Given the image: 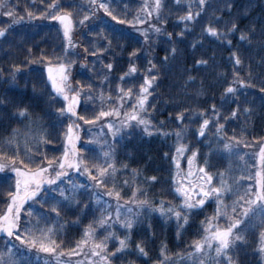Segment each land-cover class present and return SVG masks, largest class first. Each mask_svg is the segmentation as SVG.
Returning <instances> with one entry per match:
<instances>
[{"label": "trees", "instance_id": "1", "mask_svg": "<svg viewBox=\"0 0 264 264\" xmlns=\"http://www.w3.org/2000/svg\"><path fill=\"white\" fill-rule=\"evenodd\" d=\"M5 2L16 9L17 15L25 14L26 10H29L33 16L11 22L13 17L0 11V26L8 29L5 36L0 37V143L9 138L13 128L24 131L25 125L34 122L37 137L29 141V147L34 148L39 143L41 150L48 156L58 157L63 151L71 114L58 111L66 102L51 88L46 65L49 62L56 64L55 57L63 56L66 39L57 21L48 18L51 9L43 16L36 14L45 11L51 0ZM101 2L103 0H96L93 5L92 0H57V3L70 10L73 16L75 47L68 49L65 58L75 61L70 66L71 84L73 87L78 86V83L92 84V89L81 90L77 112L91 116L98 112L102 104L105 107L110 106L108 93L111 92L115 97L118 85L131 87L135 94L139 85L144 82L145 75H155V81L150 87L151 95L146 103L149 107L146 115L152 121V126L163 127L167 131L166 135L159 131L148 133L144 131L143 125L132 122L135 127L123 128L113 139L110 136L108 142L116 166V187L125 200L131 195V191L139 186L145 190L150 205L153 206L151 209H156L154 205L158 204L161 198L164 199L165 205L179 203L180 198L176 192L179 168L177 169L172 159L175 154V136L172 130L180 127L184 128L183 143L188 147L187 154L196 150L198 163L205 165L213 175L228 168L227 157L220 147L216 148L219 144L212 123L206 127L204 136L198 135L202 115L213 119V104L217 106L221 118L227 117V120L220 121L224 124L226 136L240 137V147H246V144L250 146L251 151L258 153L261 140L253 137H264V92L261 91V87H264V42L242 41L239 31L212 36L204 31V27L213 23L218 28L225 29L229 20H235L238 28L247 29L255 25L259 32L261 25H264V0H234L231 9L224 6V0H206L199 16L189 22L187 27L179 17L189 10V6L195 13L198 10L197 0L192 4L189 0H179L178 3L177 0H162L160 15L166 23L161 24L154 13L150 23H156L161 27V31H150L149 40L143 39L144 34L137 30L139 28L136 24L125 22L141 14L145 0L110 2L109 10L121 17L120 20L113 19L100 8L98 5ZM90 6L92 14L83 24L79 23L80 18L89 12ZM168 32L172 33L171 38L167 36ZM179 33L183 34L178 35ZM105 36L112 40L111 46L106 47L103 52H96L94 56V48L105 46ZM173 47L176 49L174 53L171 51ZM233 51L241 57L240 65L234 64ZM41 52L52 59L43 61ZM197 60H207L208 63L197 64ZM108 62L113 65L111 69L106 67ZM14 64L22 66L19 70H14ZM131 64H135V72L130 70ZM234 69L239 73V78L250 80L251 83L243 86L237 84V92L232 96L225 93V88L228 83L233 82ZM249 69L251 76L248 75ZM121 74H124L123 79ZM189 76L194 79L189 80ZM101 89L105 93L104 101L99 99ZM86 92H91L92 95L86 97ZM233 100H237L240 105L236 116L229 115V112L237 107ZM128 101L126 108L134 103L132 100L129 103ZM20 107L28 109L23 117L17 112ZM245 107L251 109L250 114L245 115ZM183 109L187 111L183 112L185 119L181 124L176 118V113ZM200 109H203L204 113H201ZM104 121L105 118L102 117L88 124L72 117L74 126L79 124L81 139L78 146L88 145L95 149L97 154L105 149L103 145L99 147V142L93 144L89 139L97 134L100 125L106 124ZM40 132L47 137V141L39 140ZM102 138L104 139V136ZM220 138L223 140L225 137ZM8 151L11 153L12 148H8ZM32 155L39 156L40 153L33 152ZM81 155L87 158L90 153L85 151ZM20 159L28 162L23 143L20 145L18 161ZM18 161V166L23 167ZM53 163L55 164V161ZM81 174L85 173H74L78 183L85 185L87 181H82ZM12 176L14 173H10L8 169L0 171V213L4 211L8 200L6 193L14 186ZM151 176H155L156 180L147 179ZM123 180H128L129 183L122 185L120 182ZM111 188L110 182L107 187L96 186L86 189V192L98 191L105 195ZM77 191L79 194L76 200L60 208V218L64 223L60 229L62 235H59L58 239L69 247L82 236L84 228L101 215L96 198ZM107 198L112 199L109 196ZM36 207L43 212H51L48 204L37 203ZM215 207L213 199L208 197L203 206L189 215L183 227L145 210L143 219L131 230L130 249L116 254L113 264H154L160 259L161 246H166L169 253L178 254L179 259H185V253L192 251L193 241L202 237L204 222L206 218L213 216ZM23 215L24 213L22 217ZM51 215L54 217L55 213ZM257 239L255 231L246 233L244 243L238 246L234 253L236 264H264ZM7 241L16 246L14 248L17 256L23 253L22 247L28 249L27 245H22L15 237L1 234L0 252L5 251ZM137 244L145 249L147 255L138 252ZM114 247L115 244H112L109 250ZM36 251L39 252V249L33 248V252ZM50 258L52 259V256ZM170 258L176 261V264L179 261L175 255ZM30 263L42 264L34 258H30Z\"/></svg>", "mask_w": 264, "mask_h": 264}, {"label": "snow or ice", "instance_id": "2", "mask_svg": "<svg viewBox=\"0 0 264 264\" xmlns=\"http://www.w3.org/2000/svg\"><path fill=\"white\" fill-rule=\"evenodd\" d=\"M117 2V0H103L99 3V7L103 8L109 16L113 19L120 20L121 17L114 15L109 10V3ZM179 0H177V3ZM234 0H224V6L231 9ZM96 0H92L94 5ZM206 5V0H197V11L194 13L189 6L184 15L179 17V20L185 22V27L188 23L193 21L199 16L200 10ZM162 0H154V4L149 5L145 3L143 5L144 13L133 17L132 20L125 22L130 24H145L146 19L153 15H156V19L161 24L166 23V20L160 15L162 9ZM48 12V18L57 20L60 22L63 28V36L66 38L64 45L63 56L55 57L56 64L51 62L47 63V79L51 82V88L55 93L63 97L65 106L58 109L60 113H70L69 123L67 125V131L65 133V141L63 145V151L60 156H48L41 150L39 143L36 147H29V141L36 139L37 132L34 127V122H30L24 126V131L18 128H13L9 135V138L0 143V171L8 169L10 173H14L12 179L14 180V186L12 190L6 193L8 200L6 202L5 209L0 213V233H6L8 237H15L22 242V245H27L28 248H37L44 253L52 254L58 264H113V260L116 259V253L120 250H124L128 247L126 243V236L116 237L118 245L111 250L108 249V240L114 236V232L110 228H102V231L106 235L99 236L93 225L96 227L102 225H111L115 221H119L125 229H131L133 223L141 212L147 206V210H151L152 205L147 198L145 190L141 187H136L131 191V195L125 197L121 196L120 190L116 187V180L114 173L116 172V166L112 160V148L108 145L105 149H102L99 154L96 150L90 148L88 145L78 146L79 141V124L72 122V117L79 120H83L85 123L92 124L93 122L100 120L102 117H112V119L105 120L108 129L112 132L113 137L122 131L125 127H135V124L144 126V131L151 133L153 131H159L162 134H167V131L163 127L156 128L152 126V121L148 118L146 113L149 111V107L146 106L149 95H151L150 87L154 83L156 76L145 75L144 82L139 85L138 91L134 94L131 87L117 86L116 96L113 97L111 92L108 93L107 100L110 102V106H103L99 108L98 112H94L91 116H84L77 112V106L80 103L81 90L84 88L92 89V84H81L73 87L71 84L69 69L74 60L67 57V51L70 48L75 47V43L72 40V28L74 27L72 12L65 9L57 0H51L47 5L45 11L36 13L37 15H45ZM0 11L9 17H13V21L24 18H31L33 13L26 10L25 14H16V9L5 0H0ZM219 11V10H217ZM91 6L88 13L84 14L79 23L83 24L85 20H88L91 15ZM139 32L144 33L143 39L149 40L148 33L150 31L159 33L161 27L156 23H150L143 28L137 29ZM8 31L7 27L0 26V37L5 36ZM204 31L212 36L226 35L228 32L239 31L242 41L251 42L252 40H259L264 42V25H261L259 32H257L255 25L249 26L247 29H240L237 26L235 20H229L225 25V29H220L213 23H208L204 27ZM179 33L178 35H182ZM167 36L171 38L172 33L168 32ZM105 46L94 48L93 55L96 52H103L106 47H110L112 40L107 36L104 37ZM230 44L231 41H228ZM87 51V49H85ZM136 51V50H133ZM171 51L174 53L176 49L173 47ZM75 55V53H74ZM132 55V53H130ZM43 61H50L52 57L46 56L41 52ZM232 57L235 65L242 63L241 57L233 51ZM86 59V58H85ZM41 61V62H43ZM197 64H207V60H197ZM21 64H14L12 68L19 70ZM107 69L113 67L111 62L106 65ZM130 70L136 71L135 64H131ZM154 67V65H152ZM55 70V71H54ZM121 74V79H123ZM158 75V73L156 74ZM248 75L251 76V69H249ZM15 72H13V77ZM189 80L194 78L189 76ZM251 83L250 80L239 78V73L233 71V82L227 84L225 93L235 96L237 92L236 85L241 86ZM35 87V85H33ZM261 91L264 92V87H261ZM86 97L91 96V92L84 93ZM99 99L105 100V93L103 89L99 91ZM227 100L228 97L226 96ZM127 100H132L134 103L127 110L124 109V105ZM2 103V101H0ZM233 103L237 105L230 112V116L237 115V109L240 107L237 100H233ZM154 107V105L152 106ZM187 109H183L181 112L176 113V118L183 124L184 116L183 112ZM204 113L203 109L199 110ZM19 116L23 117L28 112L27 108L20 107L17 109ZM251 109L249 107L244 108L245 115L250 114ZM211 116L202 115L199 124L198 135L204 136L206 127L212 123L216 130L217 138L224 136L223 140H219V146L228 155L237 156L240 155L239 144L241 143L240 137L232 136L228 138L224 133V124L221 123V119L227 120V117L221 118L220 112L217 110L215 104L212 105ZM75 127V130H74ZM91 129H89L90 131ZM175 136V154L172 159L175 162L177 169L180 165L179 156H183L187 149V145L182 142L184 136V128L180 127L172 130ZM91 139V137H89ZM253 139H260L259 151L256 154L257 163H253L252 167L255 172L248 176V180L252 183L240 181L239 177L232 178L225 171H219L216 173L218 183L213 184V173L208 171L205 165H199L197 168L198 183L189 185L188 183L177 181L176 192L180 193L182 199L179 205L167 204L163 198L159 203L154 205L159 212L165 216H174L177 221H187V213L194 208L201 207L205 204L206 199L209 196L215 197V209L213 216L206 218L205 225L206 230L204 235L195 241H193V248L191 252L185 253V255L191 261V264H212V261L218 256L227 257L225 264H234L232 258V246L235 241L243 240L244 229L253 222V220H259L262 225L259 236V247L261 252H264V137H253ZM39 140L47 141V137L43 132L39 133ZM236 143H233V142ZM23 143L25 149V155L28 157V162L20 159L18 161L20 153V145ZM245 146H247L245 144ZM8 148H12V152L8 151ZM88 151L90 155L85 158L81 153ZM33 152L40 153L39 156H33ZM197 155L196 150L191 151V155L188 156L189 171L188 175L192 173V161L193 157ZM23 165V167L18 166ZM55 161V164L53 163ZM207 162H205L206 164ZM122 167H124L122 165ZM70 170H75L77 173H85L90 178L91 183L85 185L72 184L71 190L68 189V185L65 184L64 177L68 178ZM135 170L133 175L135 176ZM148 180H156L155 176L147 178ZM231 179V183L229 180ZM59 181V183H57ZM111 182L112 188L108 190L105 195L109 197H115V209H112V201H105L102 199L99 192H86L88 188H95L96 186L107 187ZM71 184V181H68ZM128 184V180L120 182ZM84 192L89 196H94L96 200L101 201V215L90 222L83 230L82 236L75 241L70 247L65 246L62 240L58 239L63 221L60 218V208L68 205L70 202L76 200V196L79 194L77 190ZM197 194L194 196L193 191L197 190ZM58 193V195H56ZM229 197L230 203L225 201ZM54 201V203H50ZM31 202V203H29ZM37 203L48 204L51 212H43L42 209L36 207ZM133 205L135 207H133ZM22 213H24L22 217ZM52 213L55 216L52 217ZM123 215V219H121ZM34 217V218H33ZM220 218H226L225 226L221 227L218 223ZM23 219V223L21 220ZM213 220H217V223H213ZM239 226V227H238ZM16 247L11 241H7L5 245V251L0 252V264H27V261L23 259L24 255H27V249L24 253L20 254V259H16V253H13L12 249ZM137 250L142 255H147L145 249L137 244ZM19 252V249L17 250ZM214 254V255H213ZM176 256L179 259L178 254L169 253L166 246L160 248V259L154 262V264H176V261L172 260L171 256ZM75 257V260L69 259ZM209 257H212L209 260Z\"/></svg>", "mask_w": 264, "mask_h": 264}, {"label": "rangeland", "instance_id": "3", "mask_svg": "<svg viewBox=\"0 0 264 264\" xmlns=\"http://www.w3.org/2000/svg\"><path fill=\"white\" fill-rule=\"evenodd\" d=\"M193 1L194 0H189L190 4H192ZM145 3H148L149 5H152V4H154V0H145ZM143 13H144V9L142 10V12H141L140 15H142ZM153 15H154V12H153ZM152 16L149 17L148 19H146L145 24H136V26L138 28H143V27L147 26L148 24H150V21H151ZM57 23L60 25V27H61V29L63 31V28H62V25L60 24V22L57 21ZM73 33H74V27L72 28V32H71L72 40H73ZM68 71H69L70 77H71V71H70V69ZM46 73H47V69H46ZM129 102H130V100L128 101V103ZM128 106L126 108V104H125L123 110H127L128 109ZM130 107L131 106H129V108ZM104 118H105V120L112 119V117H104ZM99 128L100 129L97 131V134L94 135L91 138V141L90 142L93 143V144L99 142L100 143L99 144V147H101L102 145L105 146V147H107L108 145H110L109 142H108L109 139H110V136H111L112 139L114 138L113 135H112V132L108 129L107 124H105L104 126L100 125ZM80 136L81 135H79V141H78V143L80 142V139H81ZM102 136H104V139L102 138ZM220 139H221L220 137L217 138V143L218 144H219V140ZM182 142H183V140H182ZM217 147H220V146L217 145L216 148ZM216 148H214V149H216ZM239 148H240V155H237V156L228 155L221 148L222 149L221 152L224 153V155L227 157V160H228V168L226 170H224V171L227 172L229 174V176L232 177L233 179L236 178V177H239L240 178V181L247 182V183H252V181H249L248 180V176L251 175V174H253L255 172V170H256V169H254L252 167V165H253L254 162L258 164V161L256 160V154L257 153L251 151L250 146L240 147V145H239ZM187 150H188V147H187L186 151L184 152V155L178 157L179 160L181 161V165L179 167L178 176L176 178V188L178 186L177 181L185 182V183H188L189 185H192L194 183H198V180H197V176H198L197 168L201 164L198 163L196 156L193 157V161H192V173L189 176L188 175V171H189L188 156H190L191 154H187ZM74 173H77V172H75V170H70L69 173H68V178L67 179H65L64 177L61 178V179L64 180L65 184L68 185V189L69 190H71V185L72 184L84 185L81 182L78 183V180H77L76 176L74 175ZM81 179H82V181H87V183H91V180L87 176V174H83L81 176ZM69 180L71 181V184L68 183ZM229 182L230 183L232 182L231 179L229 180ZM57 183H59V181H57ZM212 183L213 184H217L218 183V179H217V176L216 175H213V181H212ZM197 191H198V189L193 191V195L194 196L197 194ZM99 194L101 195V197H102L103 200H105V201H112L113 202L112 203V209L114 211V209H115V204H114L115 197H112V199H111V198H107V195H104L103 193L101 194L99 192ZM56 195H58V194L56 193ZM178 196H179V198L181 200L182 197H181L180 193H178ZM209 197H211V199H213V201L215 202V197L214 196H209ZM233 198L234 197H229L225 202L226 203H230L231 202V199H233ZM97 204H98V207H100V209H101V207H102L101 201H98L97 200ZM179 204H180V201H179V203L177 205H179ZM196 209L197 208H194L193 210H191L190 212H188L187 213L188 217ZM145 210L147 211V213L154 212V213L158 214L165 221H174L177 225H179V227H183L184 224L186 223L183 220H181V221L178 222L177 219L174 216H171V215L165 216V215L161 214L158 209L147 210V207H146L145 209L141 210V212L138 214V216L136 217V219H135V221L133 223V227L131 229H125L124 226L121 225L119 223V221L117 220L114 223H112L111 225H102V226H99V227H96L95 226L94 227L95 228V231H96V233L99 236L106 235V233L102 231V228H110L114 232V236L113 237H110L109 240H108V249L111 248V245L112 244H115V247L118 245V240L116 239V237L126 236L127 237L126 243H127L128 247L126 249H124V250L118 251L116 254H118L120 252H126V251H128L130 249L129 246H130V239H131V230L139 223V221H141L143 219V216H144V213H145L144 211ZM121 219H123V215H121ZM212 222L215 224V223H217V220H213ZM218 223H219V225L221 227L225 226L226 218H220L218 220ZM261 227H262V225L260 224L259 220H253V222L251 224H249L244 229V231L242 233L244 239L243 240H237V241H235L234 245L232 246V258H233L234 264H236L235 263V260H234V253H235L237 247L240 246L242 243H244L245 237H246V233L249 232V231H255L257 233V236H258V239L257 240H258V244H259V241H260L259 233H260ZM205 230H206V225H205V222H204L203 235H204V231ZM1 234H6V233H0V235ZM21 249H22V252L24 253L25 248L22 247ZM12 251H13V253H16L15 252V248H13ZM259 252H260L261 258L264 261V252H261L260 247H259ZM27 253H28L27 255L29 257L28 256H23V259L27 261V264H31L30 263V258H34V259H36V261L42 262V264H58V262L56 261L55 257L52 254L44 253L41 250H39V252L38 251L33 252V248H28L27 249ZM50 256H52V259L50 258ZM15 258L16 259H20V256H17V254H16V257ZM69 259L75 260V257H71ZM211 259H212V257H209V260H211ZM226 259H227V257L218 256V257H216L215 260L212 261V264H225V260ZM177 264H191V261H189V258L186 256L185 259H179V261L177 262Z\"/></svg>", "mask_w": 264, "mask_h": 264}]
</instances>
